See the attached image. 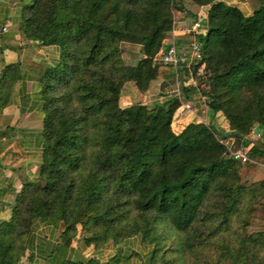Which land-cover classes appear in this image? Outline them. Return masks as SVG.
Instances as JSON below:
<instances>
[{"label": "trees", "instance_id": "obj_1", "mask_svg": "<svg viewBox=\"0 0 264 264\" xmlns=\"http://www.w3.org/2000/svg\"><path fill=\"white\" fill-rule=\"evenodd\" d=\"M19 1L26 36L59 57L39 79L41 162L0 224V264H19L37 223L58 243L116 247L106 262L62 264H264V178H244L255 163L228 149L264 162V0L248 11L231 0ZM189 6L206 7L197 86L188 67L158 59L175 14L198 18ZM126 45L138 48L135 63ZM153 81L165 90L152 102L122 104L127 82L145 93ZM183 102L201 120L176 132Z\"/></svg>", "mask_w": 264, "mask_h": 264}, {"label": "crops", "instance_id": "obj_2", "mask_svg": "<svg viewBox=\"0 0 264 264\" xmlns=\"http://www.w3.org/2000/svg\"><path fill=\"white\" fill-rule=\"evenodd\" d=\"M23 25L20 1L0 0V224L10 219L22 186L37 179L42 153L39 79L59 57L56 46H43L26 36ZM163 88L161 81H153L147 92L139 93L153 101ZM191 120L201 118L193 110L179 111L172 128L179 132ZM253 131L256 136L262 133L259 127ZM251 162L256 164L252 167L256 174L264 170V162ZM121 247L130 253L138 247V241L131 239ZM115 249L112 243L100 250L77 240L70 245L58 243L52 226L37 223L28 234L19 264H62L90 255L106 262ZM135 264L141 261L136 259Z\"/></svg>", "mask_w": 264, "mask_h": 264}, {"label": "built area", "instance_id": "obj_3", "mask_svg": "<svg viewBox=\"0 0 264 264\" xmlns=\"http://www.w3.org/2000/svg\"><path fill=\"white\" fill-rule=\"evenodd\" d=\"M202 20L203 18L200 14L196 20L188 23L175 19L170 30L169 37L163 41V45L158 52V59L162 62L171 64L175 68L182 65L188 67L191 72V76L186 81V84L194 86H197L198 81L192 74L195 72V75L200 76L203 73V65H198L195 71L192 66L193 62H198L202 57L201 47L196 37L197 33L201 29ZM181 36L186 38V42L184 44L179 43V37ZM175 90L176 92H179V80L177 75H175ZM181 106L183 109L193 110L189 102H183ZM228 149L230 155L234 158L242 161H251V158L247 153L248 147L241 145L233 148L231 145H228Z\"/></svg>", "mask_w": 264, "mask_h": 264}, {"label": "rangeland", "instance_id": "obj_4", "mask_svg": "<svg viewBox=\"0 0 264 264\" xmlns=\"http://www.w3.org/2000/svg\"><path fill=\"white\" fill-rule=\"evenodd\" d=\"M231 1L236 3L237 5H239L241 8H243L246 11L252 9V7H255L258 4V0H231ZM189 7H190L191 11H193L194 13H197V15L200 14L203 18L202 21H204V18H205L204 16L206 14L205 13L206 7H203V8H194L192 6H189ZM182 15H184V16L180 17L178 15V13L175 14L176 18L179 19L181 22L188 23L191 21V17L187 13V9L184 11V13ZM123 55H124V60L126 63H135L137 61V57L139 56L138 55V48L135 46L126 45L124 47V50H123ZM153 88H155L157 90L158 86L155 85V87H153ZM152 93L155 95V93L153 91H152ZM121 95H122V98H121L122 104L135 103V102L140 101V100H142V101L147 100L148 102L152 101L149 98L145 99V97L142 96L138 92V90L135 88L133 82H127L126 83V86L123 88ZM202 117L206 121H208V117L206 116L205 112L202 113ZM220 125H222V126L224 125V118H222V117H221ZM222 126H220V127H222ZM237 147H239V146H237ZM254 165H256V164H254ZM254 165H249L246 168H244V170L242 171V176L244 178H247L250 181L255 180V179L264 178V170H259L257 172V174L255 172H253L254 169H252V167Z\"/></svg>", "mask_w": 264, "mask_h": 264}, {"label": "water", "instance_id": "obj_5", "mask_svg": "<svg viewBox=\"0 0 264 264\" xmlns=\"http://www.w3.org/2000/svg\"><path fill=\"white\" fill-rule=\"evenodd\" d=\"M228 136H229V137H236V136H238V133H231V134H229Z\"/></svg>", "mask_w": 264, "mask_h": 264}]
</instances>
